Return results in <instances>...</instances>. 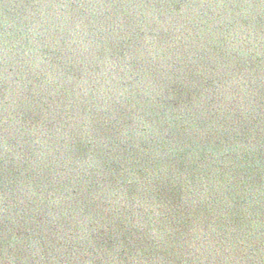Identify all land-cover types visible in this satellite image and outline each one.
Returning a JSON list of instances; mask_svg holds the SVG:
<instances>
[{
  "label": "water",
  "instance_id": "obj_1",
  "mask_svg": "<svg viewBox=\"0 0 264 264\" xmlns=\"http://www.w3.org/2000/svg\"><path fill=\"white\" fill-rule=\"evenodd\" d=\"M235 264H264V0H159Z\"/></svg>",
  "mask_w": 264,
  "mask_h": 264
}]
</instances>
